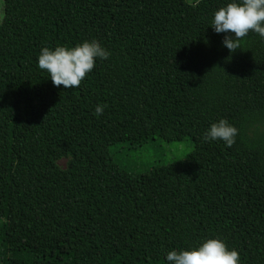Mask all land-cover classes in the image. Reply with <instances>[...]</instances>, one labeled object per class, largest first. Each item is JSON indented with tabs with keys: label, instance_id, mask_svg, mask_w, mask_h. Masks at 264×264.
Listing matches in <instances>:
<instances>
[{
	"label": "trees",
	"instance_id": "16d2710c",
	"mask_svg": "<svg viewBox=\"0 0 264 264\" xmlns=\"http://www.w3.org/2000/svg\"><path fill=\"white\" fill-rule=\"evenodd\" d=\"M229 2L58 0L64 44L95 40L111 54L126 22L132 59L118 83L0 110V264H169V251L210 238L240 264H264V38L250 32L229 52L211 27ZM32 61L0 40V94L32 78ZM220 119L238 129L231 147L203 138ZM186 139V159L139 174L112 152Z\"/></svg>",
	"mask_w": 264,
	"mask_h": 264
},
{
	"label": "rangeland",
	"instance_id": "374dc122",
	"mask_svg": "<svg viewBox=\"0 0 264 264\" xmlns=\"http://www.w3.org/2000/svg\"><path fill=\"white\" fill-rule=\"evenodd\" d=\"M185 2L188 4L198 3L197 0H185ZM57 7L58 0H0V15L4 17L0 23V40L15 42L33 58L31 63L32 78L14 90L0 94V110L8 107L30 108L37 103L39 94L46 93L56 87L52 84L47 71L38 67V56L43 47H48L46 42L54 32L58 35L55 42H60L59 46L71 47L70 44H64L62 41L67 40L64 39L66 31L61 28V25L66 23L65 19H62L63 23L53 21L51 13ZM70 25L68 24V28ZM127 28L126 22L120 24L118 39L112 45L113 52L106 60L96 58L95 67L81 83L105 87L127 78L132 55L123 40V33H121H125ZM67 34L68 37H72L71 31H68ZM77 44H72V46ZM192 150L193 143L189 139L178 143L156 140L139 148H131L127 145L112 148L116 159L135 174L155 166H165L184 160ZM69 162V157H62L55 160V165L61 170H66Z\"/></svg>",
	"mask_w": 264,
	"mask_h": 264
},
{
	"label": "clouds",
	"instance_id": "9594fccd",
	"mask_svg": "<svg viewBox=\"0 0 264 264\" xmlns=\"http://www.w3.org/2000/svg\"><path fill=\"white\" fill-rule=\"evenodd\" d=\"M199 2V0H197ZM3 16L0 15V23ZM211 27L215 33H225L223 45L230 53L241 50V41L250 32L264 38V0H232L214 13ZM110 53L98 41H84L75 47H43L38 56V67L47 71L52 84L65 89L78 88L89 72L95 67L96 58L108 59ZM105 105H97L96 115H102ZM238 129L220 119L212 123L204 133V140H222L227 147L235 142ZM169 264H240V254L229 249L217 238L205 240L190 250L169 251Z\"/></svg>",
	"mask_w": 264,
	"mask_h": 264
}]
</instances>
